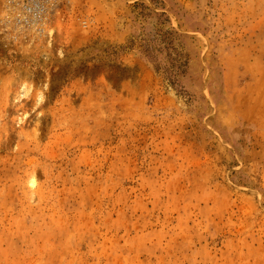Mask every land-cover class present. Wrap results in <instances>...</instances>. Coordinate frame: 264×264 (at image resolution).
Masks as SVG:
<instances>
[{
	"label": "rangeland",
	"instance_id": "obj_1",
	"mask_svg": "<svg viewBox=\"0 0 264 264\" xmlns=\"http://www.w3.org/2000/svg\"><path fill=\"white\" fill-rule=\"evenodd\" d=\"M0 0V264H25L21 18Z\"/></svg>",
	"mask_w": 264,
	"mask_h": 264
},
{
	"label": "built area",
	"instance_id": "obj_2",
	"mask_svg": "<svg viewBox=\"0 0 264 264\" xmlns=\"http://www.w3.org/2000/svg\"><path fill=\"white\" fill-rule=\"evenodd\" d=\"M8 10L10 15H17L21 18V0H9Z\"/></svg>",
	"mask_w": 264,
	"mask_h": 264
}]
</instances>
